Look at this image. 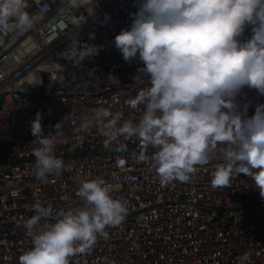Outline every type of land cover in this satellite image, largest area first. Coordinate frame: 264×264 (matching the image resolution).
Masks as SVG:
<instances>
[{"label": "built area", "instance_id": "1", "mask_svg": "<svg viewBox=\"0 0 264 264\" xmlns=\"http://www.w3.org/2000/svg\"><path fill=\"white\" fill-rule=\"evenodd\" d=\"M28 4L31 27L9 33L0 45V152H7L0 163V264H18L32 246L23 222L35 214V202L54 209L79 203L77 178H103L128 207L124 223L106 229L108 238L75 257L78 264H238L246 252L248 264H264V198L247 177L213 187L209 165L188 183L161 187L148 165L137 163V142H108L95 122L81 130L96 108L122 112L126 119L135 115L126 101L145 86L133 81L143 65L125 62L113 43L131 23L134 0ZM249 35L246 30L241 39ZM88 45L98 49L96 55ZM242 98L248 115L264 103L254 89H243ZM37 112L45 134L62 122L55 155L70 166L47 178L35 175L30 123Z\"/></svg>", "mask_w": 264, "mask_h": 264}, {"label": "clouds", "instance_id": "2", "mask_svg": "<svg viewBox=\"0 0 264 264\" xmlns=\"http://www.w3.org/2000/svg\"><path fill=\"white\" fill-rule=\"evenodd\" d=\"M86 2L93 6V0ZM134 3L131 23L113 43L125 62L138 59L143 65L133 81L145 86L126 101L135 115L126 119L122 112L96 108L81 130L95 122L108 142H137V163H146L161 187L188 183L200 168L212 165L213 187H228L243 175L264 198V103L248 115L242 98L245 88L264 97V0ZM28 7V0H0V45L9 33L31 27ZM246 30L249 37L241 39ZM88 47L97 54L96 47ZM54 129L45 134L39 112L30 123L39 178L70 167L55 155L64 136L62 122ZM77 180L79 203L62 209L39 200L32 205L35 214L23 222L32 246L18 264H78L75 257L90 254L98 238H108L106 229L124 223L127 203L112 195L111 184L103 178ZM249 260L246 252L238 264Z\"/></svg>", "mask_w": 264, "mask_h": 264}, {"label": "rangeland", "instance_id": "3", "mask_svg": "<svg viewBox=\"0 0 264 264\" xmlns=\"http://www.w3.org/2000/svg\"><path fill=\"white\" fill-rule=\"evenodd\" d=\"M7 159V152L6 151H1L0 152V163L5 162Z\"/></svg>", "mask_w": 264, "mask_h": 264}, {"label": "bare ground", "instance_id": "4", "mask_svg": "<svg viewBox=\"0 0 264 264\" xmlns=\"http://www.w3.org/2000/svg\"><path fill=\"white\" fill-rule=\"evenodd\" d=\"M245 239H247V238H245Z\"/></svg>", "mask_w": 264, "mask_h": 264}]
</instances>
